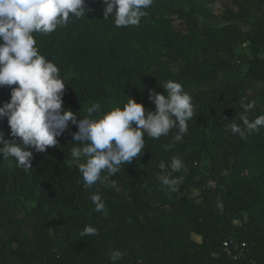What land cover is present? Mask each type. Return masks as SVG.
I'll list each match as a JSON object with an SVG mask.
<instances>
[{
  "label": "trees",
  "instance_id": "1",
  "mask_svg": "<svg viewBox=\"0 0 264 264\" xmlns=\"http://www.w3.org/2000/svg\"><path fill=\"white\" fill-rule=\"evenodd\" d=\"M86 5V18L36 36L65 79V110L80 120L93 104L107 111L130 97L155 112L149 92L166 95L173 80L192 96L194 118L170 150L175 129L145 137L140 156L109 178L119 191L85 189L72 121L56 146L32 150L27 172L0 156V264H112L114 249L127 253L117 264H264V128L242 139L227 127L241 100L256 101L250 120L264 114V0H154L126 28L104 20L102 0ZM10 91L0 87V107ZM0 134L11 138L6 119ZM177 155L184 168L173 175L184 179L170 193L156 177ZM87 225L97 233L80 237ZM231 240L244 252L227 249Z\"/></svg>",
  "mask_w": 264,
  "mask_h": 264
},
{
  "label": "clouds",
  "instance_id": "2",
  "mask_svg": "<svg viewBox=\"0 0 264 264\" xmlns=\"http://www.w3.org/2000/svg\"><path fill=\"white\" fill-rule=\"evenodd\" d=\"M153 3L154 0H102L104 20H111L117 28L139 26ZM89 11L86 0H0V87L11 89L10 100L0 107V120H7L11 136L5 140L0 134V156L14 158L17 167L27 172L32 168V150L42 153L56 146L57 137L72 121L78 132L72 134L76 145L70 156L83 161L78 170L85 189L99 182L119 191L116 181L109 183V178L120 172L123 164H131L133 158L140 156L145 137L158 140L175 129L172 143L165 145L170 150L173 144L183 141L195 106L181 83L167 80L161 87L166 95L155 89L149 92L155 112L130 97L122 106L113 105L107 111L99 103L93 104L80 120L72 111H66L65 79L57 64L41 54L36 36L51 34L84 19ZM255 107V100H241L243 112L227 125L233 135L245 139L264 128V114L252 120L247 115ZM183 168L182 159L173 156L170 163H159L156 178L166 191L178 192L184 178H174L173 174ZM90 199L96 212L105 208L100 194L94 193ZM96 233L95 227L87 225L78 235ZM109 254L112 264H117L127 253L114 249Z\"/></svg>",
  "mask_w": 264,
  "mask_h": 264
},
{
  "label": "built area",
  "instance_id": "3",
  "mask_svg": "<svg viewBox=\"0 0 264 264\" xmlns=\"http://www.w3.org/2000/svg\"><path fill=\"white\" fill-rule=\"evenodd\" d=\"M232 245H235L237 248H240V252L243 253L244 252V248H246V244H239V243H236L234 242L233 240L231 241H227L224 243V246L229 249ZM230 253V252H229ZM239 256L236 255L234 256V259H237Z\"/></svg>",
  "mask_w": 264,
  "mask_h": 264
},
{
  "label": "rangeland",
  "instance_id": "4",
  "mask_svg": "<svg viewBox=\"0 0 264 264\" xmlns=\"http://www.w3.org/2000/svg\"><path fill=\"white\" fill-rule=\"evenodd\" d=\"M66 138H67V137H65V136L63 137V139H66ZM72 160H73L74 162L78 163V164L81 163V162H83V161H76V160H74L73 158H72ZM197 240H199V239L197 238Z\"/></svg>",
  "mask_w": 264,
  "mask_h": 264
}]
</instances>
